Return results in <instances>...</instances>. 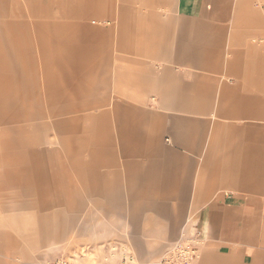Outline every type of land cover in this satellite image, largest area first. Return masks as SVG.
Here are the masks:
<instances>
[{"label":"crops","instance_id":"0c3cea01","mask_svg":"<svg viewBox=\"0 0 264 264\" xmlns=\"http://www.w3.org/2000/svg\"><path fill=\"white\" fill-rule=\"evenodd\" d=\"M74 3L65 21L36 24L38 37L6 39L12 59L23 62L31 49L24 43L33 41L55 57L52 82L13 76L0 85V178L21 188L14 197L27 195L21 209L34 207L32 195L40 210L62 203L55 182L66 166L101 206L88 225L102 221L104 233L125 235L145 262L186 234L203 237L199 264H264V11L254 0ZM96 40L161 63L117 69L120 91L131 96L99 116L89 104L69 105L90 89L87 75L107 78V69H82L89 50L79 43ZM62 58L67 69H59ZM49 218L41 215V228Z\"/></svg>","mask_w":264,"mask_h":264},{"label":"rangeland","instance_id":"374dc122","mask_svg":"<svg viewBox=\"0 0 264 264\" xmlns=\"http://www.w3.org/2000/svg\"><path fill=\"white\" fill-rule=\"evenodd\" d=\"M74 2L76 0H0V58L4 62L13 61L20 67L5 69L0 66V85L8 86L7 83L12 80L13 76L18 77V81L21 76H26L30 82L38 80L52 82L55 80V57L54 55L48 56L52 53L40 51L37 41L25 42L24 44L29 48L31 46L29 51L28 49L25 51V60L22 62L21 59H12L6 49L12 43L6 41V39L28 40L38 37L39 30L35 27L36 24L65 21L64 14L69 13L66 11L77 5ZM254 2L257 8L264 11V0H254ZM94 10L103 12V5H95ZM140 11L142 12V9ZM79 12L84 13L85 10ZM164 13L167 14L166 11ZM55 16L56 19H54ZM88 17V22L94 26L92 23L94 17ZM106 27H108L107 23L101 25L99 27L100 32ZM113 38L112 45L115 43V37L113 36ZM88 44L87 46L85 42L79 43L80 49L89 50L88 58L82 69H107V78L97 71L87 75L90 80L88 83L90 89L85 87L80 94H77L79 97L75 95L78 99L71 100L72 104L69 105L77 104L81 107L89 104L96 116H99L101 111L105 109L112 110L114 99L131 96L128 91L126 94L125 89L120 91L119 74L115 72L117 69H135V66H140L144 62L161 65V63L151 58H136L126 54V52L109 50V47H104L98 40L95 43L89 42ZM2 60H0V63ZM67 61L68 58L60 59L59 69H67ZM22 64L25 66L24 68H21ZM109 71H111L110 74ZM105 78L106 80H104ZM62 81H64L62 88L66 89L65 76ZM100 84H103L102 88H99ZM93 85H95L94 89ZM255 92L260 96L263 95L257 90ZM131 93L134 97V91ZM104 95L107 96V103L103 106H93L92 103L94 102H89L94 97ZM83 123L86 125L87 122L81 124ZM93 124L92 121L88 123L89 126ZM50 134L52 136L53 132H50ZM57 146V144H54L48 147L53 149ZM54 169L56 170L57 167ZM1 171L3 172L0 169ZM48 171L51 173L54 170L49 168ZM60 179L64 185L63 187L59 186ZM5 180L0 178V264H39L61 256L75 257L79 264H124L123 258L126 256L131 257V259L125 264H149L156 262L163 255L159 256L158 259L154 258L145 262L140 259L129 241H123L122 237L124 238L125 235L104 233L102 221L97 224L96 228L88 225V214L95 213L96 217L102 216V209L101 206H97L89 199L86 186H83L82 181L78 179L75 170H70L66 166L62 168L59 180L55 182V185L59 188L55 187L63 190L64 200L62 203H57L46 210H40L37 208L38 206L36 207L39 200L34 195L31 196L34 207L21 209L22 200L27 195L19 198L14 197L15 194L21 192V188H12L5 184ZM44 198L49 202L55 201L57 197L53 187L47 191ZM55 211L62 212V216H53L52 214ZM44 214H49L50 217L48 221L46 220L49 225L47 228L40 227V223H42L41 215ZM126 236L130 238V235ZM41 239L45 241L39 243ZM201 239L203 240V237Z\"/></svg>","mask_w":264,"mask_h":264},{"label":"built area","instance_id":"2783aa9c","mask_svg":"<svg viewBox=\"0 0 264 264\" xmlns=\"http://www.w3.org/2000/svg\"><path fill=\"white\" fill-rule=\"evenodd\" d=\"M204 241L198 235H182V237L169 245L159 260L149 264H199L201 248ZM131 257H124L123 263H128ZM39 264H79L75 257L61 256L53 260L43 261ZM107 264V263H96Z\"/></svg>","mask_w":264,"mask_h":264}]
</instances>
